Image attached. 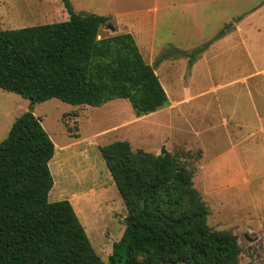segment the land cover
Here are the masks:
<instances>
[{
  "label": "rangeland",
  "instance_id": "374dc122",
  "mask_svg": "<svg viewBox=\"0 0 264 264\" xmlns=\"http://www.w3.org/2000/svg\"><path fill=\"white\" fill-rule=\"evenodd\" d=\"M68 1L75 13L110 17L114 29L102 28L100 39L134 36L168 104L138 116L128 100L99 108L58 99L33 105L0 89V143L16 119L34 112L57 146L49 200L71 202L104 261L124 235L128 210L100 148L127 141L133 151L166 149L178 158L193 174L208 224L238 238L240 264H264V0ZM68 19L62 0H0V30ZM170 46L187 56L157 66Z\"/></svg>",
  "mask_w": 264,
  "mask_h": 264
},
{
  "label": "trees",
  "instance_id": "16d2710c",
  "mask_svg": "<svg viewBox=\"0 0 264 264\" xmlns=\"http://www.w3.org/2000/svg\"><path fill=\"white\" fill-rule=\"evenodd\" d=\"M64 22L0 30V89L31 103L58 99L102 107L128 100L136 115L168 96L131 33L99 38L110 17L75 13ZM225 35L220 32L204 49ZM187 56L172 46L156 61ZM195 61L191 57L190 67ZM128 216L108 261L93 248L73 205L50 202L55 144L33 111L0 143V264H240L238 238L208 224L193 174L171 152L133 151L127 141L100 148Z\"/></svg>",
  "mask_w": 264,
  "mask_h": 264
},
{
  "label": "crops",
  "instance_id": "0c3cea01",
  "mask_svg": "<svg viewBox=\"0 0 264 264\" xmlns=\"http://www.w3.org/2000/svg\"><path fill=\"white\" fill-rule=\"evenodd\" d=\"M2 90V89H1ZM56 147L57 146H55V151H56ZM59 148V147H58ZM59 149H62V148H59ZM75 171V170H74ZM72 174H74V173H72ZM79 175H80V173L77 175L78 177H79ZM55 186H56V184H55ZM100 185H96L95 187L94 186H91V187H94L93 189H95V190H98L100 187H99Z\"/></svg>",
  "mask_w": 264,
  "mask_h": 264
},
{
  "label": "water",
  "instance_id": "95a60500",
  "mask_svg": "<svg viewBox=\"0 0 264 264\" xmlns=\"http://www.w3.org/2000/svg\"><path fill=\"white\" fill-rule=\"evenodd\" d=\"M109 28H111L112 30L114 29L112 26H109Z\"/></svg>",
  "mask_w": 264,
  "mask_h": 264
}]
</instances>
